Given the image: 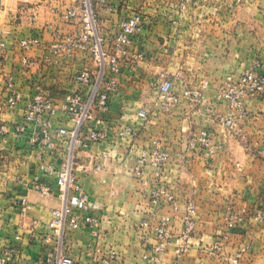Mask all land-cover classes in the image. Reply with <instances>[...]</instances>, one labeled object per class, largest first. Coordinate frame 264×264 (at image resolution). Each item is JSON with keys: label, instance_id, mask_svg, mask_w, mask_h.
Instances as JSON below:
<instances>
[{"label": "crops", "instance_id": "1", "mask_svg": "<svg viewBox=\"0 0 264 264\" xmlns=\"http://www.w3.org/2000/svg\"><path fill=\"white\" fill-rule=\"evenodd\" d=\"M71 7L78 15L68 19ZM95 12L106 53L123 19L139 15L143 28L120 58V72L106 71L105 82L117 84L109 110L96 109L86 123L107 137L74 152L98 226L68 229L60 239L49 222L63 200L43 169L68 160L69 137L58 130L75 123L64 97L87 92L75 75H96L99 65L90 42L74 46L85 29L80 0H0V125L9 129L0 149V254L16 246L10 264H57L61 255L76 264H264V95L245 100L243 137L224 125L221 96L222 85L246 70L264 74V0H96ZM29 40L35 42L26 50ZM164 82L177 95L199 90L201 101L182 97L164 109ZM38 92L55 108L44 115L55 147L42 144L41 127L25 120ZM19 125L25 131L17 133ZM126 128L133 134L121 137ZM204 133L223 148L211 154ZM156 141L168 153L159 169L140 161ZM40 181L49 193L35 187ZM190 206L192 231L184 237ZM231 211L239 216L233 224ZM162 223L171 241L158 251Z\"/></svg>", "mask_w": 264, "mask_h": 264}, {"label": "built area", "instance_id": "2", "mask_svg": "<svg viewBox=\"0 0 264 264\" xmlns=\"http://www.w3.org/2000/svg\"><path fill=\"white\" fill-rule=\"evenodd\" d=\"M81 7L84 12V33L80 36L82 42H76L74 46L77 48L85 47L84 43L90 42V50L93 57L99 65L98 74L94 75L88 70L79 71L75 75V80L84 90L69 92L64 97L63 109L71 116L75 123V128L72 130L60 128L58 130L60 135H67L69 137V158L60 167L56 168L53 164L44 166V174L49 177L55 178V183L59 190V197L63 200V206L52 211V218L49 222L51 231L60 239L63 238L66 230H76L81 228H96L98 226V219L92 215L94 202L85 189L79 182L74 172V152L77 147H88L91 144L100 142L107 137L106 130L88 128L87 122L94 119V111L99 109L106 112L110 108L109 100L110 95L116 90L117 84L115 81L105 82L106 71L112 73H119L121 70L120 58L124 56L130 46L137 40L143 28V20L139 15L125 18L120 22L119 31L116 34L112 44L110 53H106L102 47V39L96 33L97 17L95 12L96 0H80ZM239 1V0H238ZM78 15V8L71 7L67 10L66 17L72 19ZM35 41H23L22 46L24 49H29L34 45ZM26 62L27 59H25ZM160 92L164 97V109L178 105L182 97L188 99L193 103L201 101V93L199 90H184L182 95H177L171 90L169 82H164L160 87ZM264 95V74L257 72L254 69L246 70L238 79L231 80L222 85L221 96L226 102L228 109L226 117L223 118V123L230 133H237L243 137L238 125V120L247 116V111L244 107L245 100L249 97H257ZM16 102L15 97L9 99L10 105L14 106ZM55 110L50 98L38 92L37 95L31 100L27 106L25 120L28 123H33L41 127L40 141L48 147H55L52 133L50 130L51 123L44 115L46 113H53ZM148 112L146 110L140 111V116L146 117ZM88 128L86 139L82 138V133ZM25 125L17 127V133L25 131ZM9 129L5 125H0V149L1 143ZM127 134H133V130L126 128L121 132V137ZM203 145L209 150L211 154H215L223 148L222 144L211 145L209 136L204 133L201 137ZM88 142H87V141ZM149 159L158 169L162 168L168 159V153L160 148L159 143H154V148L150 154L144 153L142 163ZM97 170L100 166L96 164ZM43 193H49L50 189L43 181L35 185ZM161 194L153 193V201H157ZM26 205V203L24 202ZM1 210V209H0ZM194 211L192 206L189 207V215L186 218L187 224L184 237H187L192 231L190 213ZM229 222L233 224L239 219V216L233 211L230 212ZM157 233L161 240L158 251H163L171 241L170 234L167 232L166 224L162 223L157 227ZM19 239V236H16ZM218 248V246H216ZM16 252V246L12 245L7 247L0 254V264H10ZM241 252L237 253L234 262H238L241 257ZM112 259H109L105 264H110ZM57 264H76L74 260L68 255H61Z\"/></svg>", "mask_w": 264, "mask_h": 264}]
</instances>
